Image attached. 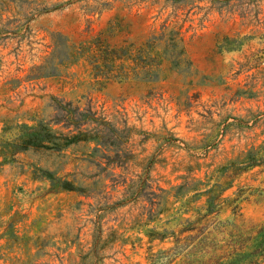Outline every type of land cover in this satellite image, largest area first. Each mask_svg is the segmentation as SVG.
<instances>
[{"label": "rangeland", "instance_id": "374dc122", "mask_svg": "<svg viewBox=\"0 0 264 264\" xmlns=\"http://www.w3.org/2000/svg\"><path fill=\"white\" fill-rule=\"evenodd\" d=\"M261 228L264 0H0V264H201Z\"/></svg>", "mask_w": 264, "mask_h": 264}, {"label": "trees", "instance_id": "16d2710c", "mask_svg": "<svg viewBox=\"0 0 264 264\" xmlns=\"http://www.w3.org/2000/svg\"><path fill=\"white\" fill-rule=\"evenodd\" d=\"M26 135V138L24 137L21 148H25L28 145L32 146H43L42 139H39L38 133H36V128L28 127L24 133V136ZM81 133H78L74 135L75 139H80ZM23 138V135H22ZM42 138L46 139V135H44ZM47 140V139H46ZM53 146L45 145L47 147H57L60 145L57 143H52ZM247 164H257L260 162L259 159H248ZM214 204H211L209 207L205 208V213L201 214L202 217H206L209 213H212L215 208ZM217 221L216 219H213L212 221L208 223H213ZM194 223L193 221L187 220L186 224L190 225ZM219 223V222H217ZM203 226L199 227L198 225H193L191 227H184L181 229L182 231L189 230V229H196L197 234L194 237H198L201 233L205 231V229L208 227ZM218 229L217 227H214ZM262 228L257 231L258 235L252 240H255L254 243H249L247 240L249 238H246L241 232L240 229H237L236 233H231V236H234L229 243H225V245L232 244L233 249L230 251H223L221 254L217 255L215 253V250L217 248H222L221 245H218L217 243H214L215 237L212 238L211 242L206 243V239L208 238L207 235H203V237L198 241L199 247H201L200 252L209 253L210 256L206 259H199V263L201 264H256L257 263V256H264V241H260L261 238H264V235L261 234ZM176 242L179 241V237L175 240ZM255 246V248H252L251 245ZM207 247L212 248V251L207 249Z\"/></svg>", "mask_w": 264, "mask_h": 264}]
</instances>
